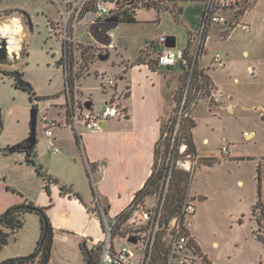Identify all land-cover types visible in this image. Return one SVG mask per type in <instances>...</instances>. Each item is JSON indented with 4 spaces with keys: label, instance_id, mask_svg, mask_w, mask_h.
<instances>
[{
    "label": "rangeland",
    "instance_id": "obj_1",
    "mask_svg": "<svg viewBox=\"0 0 264 264\" xmlns=\"http://www.w3.org/2000/svg\"><path fill=\"white\" fill-rule=\"evenodd\" d=\"M199 4L200 0H170L167 3L158 0L159 8L166 6L159 11L155 7L137 6L135 16L138 22L119 24L112 42L120 34L129 39L126 49H122L125 58L137 55L146 41L160 34L175 36L176 46L181 47L187 39L186 28H195ZM178 7L183 8L180 15L177 14ZM172 8L176 14L172 12ZM19 11L29 15L32 27L24 26L29 52L27 64L18 61L15 65L29 78L26 80L34 83L37 95L59 93L61 97L56 101H61L66 96L67 84L63 66L57 64L62 50L60 27L55 32L49 30L51 19L55 22L58 20V12L49 0H0V23L12 20ZM6 12L12 14L6 15ZM158 17L160 20L156 21ZM242 20L250 25L248 33L236 28L227 38H219L218 34L225 26L212 25L208 29L207 50L201 64L207 68L215 52L224 56L225 68L213 72L216 80L223 85V97L216 106L209 109L205 96L201 95L189 115L192 117L193 114L196 122L192 135L198 152L209 156L199 155L198 164L193 171L188 172L190 179L188 178L184 191L193 197L195 205L191 232L212 264H264V233L262 231V236L258 234L257 222V217L263 213L264 228V205L261 202V205L252 209L258 198L259 182L264 199V0L254 5ZM91 22L97 21L89 13L76 25L75 41L67 68L72 77L73 88L82 92L84 97H91L94 106L98 107L104 96L95 69L106 68L108 76L117 78L114 71L121 59L116 50H111L107 59L98 58L99 54L105 53L89 33ZM196 44V40L191 43L189 53L194 52ZM243 50H248L249 56L245 57ZM155 57L153 54L149 61H153ZM258 58L262 60L260 65L256 63ZM248 64L256 67L255 76L247 72ZM174 70L179 72L182 68L176 66ZM87 72L89 75H86ZM5 76L0 75V99L7 97L6 86L1 79L4 77L8 84ZM234 76L239 79L238 82H233ZM172 80L175 87V78ZM117 81L119 82L118 78ZM189 87L188 73L185 71L176 90L174 89L175 96L186 93L187 99L192 98ZM71 92L74 95L75 92ZM18 93L19 96L14 99L9 96L16 104L12 107L5 106L2 113L3 118L11 121V132L16 128V120H23L24 114L30 120L31 108L36 103L42 112L47 101L52 99L45 97L30 101L27 92L18 89ZM26 103L29 106L25 109ZM227 105L232 106L233 111H228ZM180 106L175 100L174 106L170 107L169 116L162 119L163 128H166L168 117L172 119V124L168 135L157 147V171L165 166L167 151L162 153V145L168 147ZM246 132H253V136L245 138ZM205 137L208 138L207 142L203 141ZM224 143L228 146L227 154L221 153ZM176 160V156L171 157L168 164H172L174 171H185L177 165ZM1 168L6 170L8 177H0V214L10 204L26 201L25 194H34L40 185L42 187V179L44 180L43 175L36 172L34 163L26 161L24 157L21 162L11 161L9 166ZM27 169H30V174ZM198 196H201L200 200L197 199ZM12 201L15 203H11ZM152 201L149 199L148 203ZM20 230L24 233L23 241L26 245L34 234L40 235L39 216L35 213L26 214L24 225L17 231ZM27 248L25 246V249L19 251L22 253L18 254L29 253L31 249ZM16 254L17 249L10 236L8 243L0 249V261L15 257ZM63 254L65 253L57 250L48 264H80L78 257Z\"/></svg>",
    "mask_w": 264,
    "mask_h": 264
},
{
    "label": "crops",
    "instance_id": "obj_2",
    "mask_svg": "<svg viewBox=\"0 0 264 264\" xmlns=\"http://www.w3.org/2000/svg\"><path fill=\"white\" fill-rule=\"evenodd\" d=\"M259 2H261V0ZM202 8L203 1H201L196 11L195 28H190V26L186 28L188 34L187 39L180 48H188L189 50L193 41L196 40L198 43L199 39L197 32ZM22 13L24 14L26 12L19 11L15 19H19L22 25V40L24 41V47L17 53L19 55L18 57L9 56L5 59H0V71H21L15 64L18 61H23V63L27 64L29 52L28 44L25 40L24 26L30 25V27H32V25L31 21L30 24L27 22ZM182 13L183 8L178 7L177 14L180 15ZM248 13L246 15H248ZM10 14L12 13L6 12V15ZM135 15L136 13L134 11V22H118L117 19L116 21L110 20L114 18L112 16H107L101 21L91 22L88 28L89 33L91 34L92 25L98 23L104 26V30H99L98 27L97 30L101 32L106 31L103 35H99L98 37L102 40H109L107 33L111 31L113 33L111 37L112 40L115 36L114 31L117 30L119 24H135L138 22ZM159 20L158 17L156 21ZM10 21L11 20L2 22L0 25L8 24ZM192 29H194V31H192ZM164 36L167 35H155L149 41H146L142 48H139V53L137 55L130 58H125V53L122 51V49H126L129 42L128 38L120 34L116 41L113 42L115 48L111 50H116L121 59V63L117 64L118 67L114 71L119 80L117 88L118 90L123 88L127 89L125 98L121 100V103L124 104L127 109V116L102 122L103 126L100 131L90 132L80 125V133H78L68 123L70 121V115L73 112V105L74 107L80 106L81 104L84 105V102L89 100L91 102V107L87 109H99L109 98V93H104L102 91L104 96L102 104L96 107L91 97H84L82 92L80 93L78 89L73 88L71 85L70 89L75 92L74 95L67 87L66 90L64 89L66 91V96L64 95V99L61 101H56L61 97L59 93L42 94L41 96L52 98L47 101L46 108L42 112H40L37 103L35 104L37 108L36 139L32 147L34 155H31V163L33 162L34 164L41 165L45 172L58 179L60 185L69 186L73 191L78 192L89 208L94 209L96 199L100 201L109 217L115 216L129 205L136 192L143 187L145 181L151 174L155 162V150L162 138L164 130L162 119L165 116H169L170 107H173L175 104L174 92L178 86L179 80L185 72V68L181 64L160 69H152L149 66L148 61L153 54L157 56V53L165 47L164 42L166 40L163 39ZM173 37L175 38L176 46V37ZM207 44L208 42L206 40L202 51V58L206 54ZM111 50H108V53H110ZM243 54L245 57L249 56L248 50H243ZM61 57L60 54L57 62L58 65H60L59 60ZM261 62L262 60L260 58L256 60L258 65H260ZM61 65L63 66L66 77L68 69L65 68L64 62H62ZM176 66H180L182 70L179 72L175 71L174 67ZM201 66L204 68V73L209 76L212 83L224 92L222 83L216 80L213 74L216 69L205 68L202 64ZM248 66L253 67L249 64L247 67ZM253 68L255 73L256 67L254 66ZM99 71L106 73L107 69L96 68L95 73L97 77ZM21 72L24 74L25 79H29L23 71ZM1 74L3 73H0V75ZM3 75H6L5 77H7L9 83L7 84L5 81L6 79L1 77L6 86L7 94H5V96L7 97L0 99V177L7 178L6 170L1 167L4 165L9 166L11 161L14 163L21 162L23 157L26 161H28V159L24 151L8 153L2 150L27 139L30 120H28L24 114L23 120L19 118L16 120V128L12 132L9 129V123L11 124V121L9 122L5 117L3 118V109L5 106H14L16 103L14 100H10L9 96H12V99H14L19 96V93L18 88H15L13 85V79L7 74ZM86 75H89V72H87ZM174 78L176 82L175 87L172 82ZM238 81L239 79L234 76L233 82ZM32 84L36 87L33 82ZM27 106H29V104L26 103L24 108L26 109ZM227 107L228 111H233L232 106L227 105ZM47 114L49 116H47ZM45 118L55 121V124L51 127L52 139H48L44 135L43 123ZM192 118L194 119L193 114ZM195 127L196 122L192 131ZM252 136L253 132H246L245 134V138H251ZM50 141L60 149L59 153H55L51 150ZM193 141L198 156H209V154L199 153L194 138ZM203 141L207 142L208 138L205 137ZM97 163H103V168H98ZM89 165H96V169L89 172ZM27 172L30 174V169H27ZM91 180L93 182L94 191L91 186ZM44 183L45 181L42 179V187L40 185L34 194L25 195L28 201L39 206L47 207L46 213L53 227L51 256L58 250V252L65 253L63 255L71 254L75 258L78 257L81 261L80 264H88L90 258L88 259L87 255L89 254L90 256L91 249L89 240L101 239L103 237V227L100 218L96 211H89L79 199L67 194H61L59 184H50L49 192H47ZM197 199L200 200L201 196H198ZM260 200L264 205L262 192ZM11 203L15 202L12 201ZM12 205L15 204H10V206ZM23 234V231L20 230L11 235L17 249V256L26 255L18 254L22 253L19 251L25 249V246L28 247V250L31 249L29 251L32 252L39 238V234H34L28 244L25 245ZM63 248H65V250ZM204 253L206 254L208 262L212 264L208 254L205 251Z\"/></svg>",
    "mask_w": 264,
    "mask_h": 264
},
{
    "label": "built area",
    "instance_id": "obj_3",
    "mask_svg": "<svg viewBox=\"0 0 264 264\" xmlns=\"http://www.w3.org/2000/svg\"><path fill=\"white\" fill-rule=\"evenodd\" d=\"M58 12V20L51 19L49 30L56 31L60 27L61 33V56L64 66L67 68V61L72 54V47L75 41L74 30L76 25L87 15L92 14L95 21H101L107 16H112L124 9V7L144 6L150 0H49ZM152 1V0H151ZM260 0H204L200 15V24L197 32L198 43L195 50L185 54V49L180 47H163L156 56L159 67H172L181 64L188 72V83L190 85L192 72L197 65L199 71H203L200 60L204 49L205 41L208 39V29L212 25L225 26L218 36L226 38L235 28H241L244 32L250 31V25L243 21V17ZM16 18V17H13ZM12 18V19H13ZM113 33L108 31L109 42L98 45L104 53L114 49L111 37ZM7 51L9 48L7 38ZM24 47V41H21L20 51ZM8 54L10 57H18L16 51ZM164 57L174 58L170 64H162ZM191 60V61H190ZM225 58L220 52H215L208 65V69H221L225 67ZM68 69V68H67ZM247 72L255 76L254 68L248 66ZM100 78V88L104 93H109V98L99 109H87L83 104L74 107L70 115L69 125L78 133L79 126L82 125L90 132H98L102 129L101 123L113 118H123L127 116V109L121 100L125 98L127 89L118 90L117 78L108 76L105 72L97 73ZM198 89H194L195 96L188 106H185L186 93L183 96L177 119L173 126V133L167 148L162 145V153L167 151V160L163 173L158 177L156 187L141 197L134 196L127 207L113 217H109L101 204H97L98 212L101 216L103 227V237L101 239H90V260L89 264H210L206 254L202 250L197 239L191 232V218L195 216V205L193 197L185 193L179 207L174 212H168L166 209V197L169 191L171 179L173 177L172 164H168L169 159L175 156L178 162H187L193 171L194 166L198 164L199 156L189 153L187 144L181 142L177 144V131L180 122L184 117L190 115L191 108L196 104L201 96L202 77L196 79ZM210 92L205 96L209 109L218 104L223 92L212 83ZM53 119H44L43 131L48 139H52ZM172 124L169 117L166 121V128L163 130L161 141L168 135V129ZM225 140V139H224ZM223 140V141H224ZM50 148L53 152L59 153L60 149L50 141ZM183 149V150H182ZM221 153H228L227 144L221 146ZM182 157V158H178ZM162 158V157H161ZM160 158V160H161ZM103 163H97L98 168H103ZM181 168V167H180ZM183 169V168H182ZM89 172L92 171L88 166ZM92 181V180H91ZM93 183V182H92ZM152 199L151 203L148 200ZM259 232L262 230L259 227ZM133 238V241L130 239Z\"/></svg>",
    "mask_w": 264,
    "mask_h": 264
},
{
    "label": "trees",
    "instance_id": "obj_4",
    "mask_svg": "<svg viewBox=\"0 0 264 264\" xmlns=\"http://www.w3.org/2000/svg\"><path fill=\"white\" fill-rule=\"evenodd\" d=\"M139 1L142 2L144 0H139ZM157 1L158 0H152V1L150 0L144 3L145 4L144 6L155 7L158 11L168 6L167 4L164 8H159V6H157ZM160 1H164L167 3V1H170V0H160ZM200 1H204V0H200ZM135 7H137V5L134 6V8ZM172 12L176 14L173 8H172ZM133 14H134L133 8L124 7L122 11L115 13L114 15H112V17L116 18L118 22H134L135 19H134ZM188 51H189L188 48L185 49V54L187 56L189 55ZM63 61L64 60L61 57V59L59 60L60 64H62ZM148 63L152 69L163 68V67L158 66L156 58L153 61H148ZM0 73L9 75L13 79V85L15 86V88H18L20 90L27 92L29 95L30 101L40 100L42 98H45V96H40L36 94V92L34 91L33 85L28 80L25 79L24 74L21 71L10 70V71H0ZM199 76L202 77V84L199 86L202 91L201 95L206 96L210 92L209 89H210V86L212 85V81L210 80L209 76L206 73H204V71H199L195 66L192 72V75H191V80H190V85H189L192 98L187 99L186 97L185 106H188L195 96L194 89L195 90L198 89L196 79ZM71 78L72 77L67 70L66 84L69 89L71 88ZM71 90L72 89H70V91ZM183 96H184L183 94L178 95V97L174 96L175 100H177L180 105H181ZM194 126H195V121L192 117L187 116L182 119V121L180 122V126L178 128V131H177V144H180L181 142H185L187 144L188 152L196 154V147H195V143L192 137V128ZM159 143H161V140ZM17 145H18V148L16 149V151H24L27 155L28 161L31 162L32 161L31 155H34L33 148L31 149L26 148V146L28 145L26 140L18 143ZM156 155H157V148L155 150V159H156ZM34 165L36 167L35 169L36 172L38 174L43 175V178L45 181V189L47 192H49L50 184H59L58 179L53 177L51 174L45 172L41 165L39 164H34ZM90 166L92 170L96 169V165H90ZM155 167L156 166L154 162L153 170L151 174L145 181L143 187L136 192L135 194L136 197H141L151 192L153 188L156 187L158 177L161 176V174L163 173L164 167L160 168L158 171L156 170ZM260 168L261 167L259 164L258 165L259 171H260ZM188 178L190 179L188 172H185V171H182V172L174 171L173 172V177L171 179L169 191L166 197V209L168 212H174L179 207V204L186 193L184 191V187L186 183L188 182ZM91 186L94 191V186H93L92 181H91ZM60 193L64 195L67 194L69 196H73L79 199L88 208L89 211H93V210L96 211L101 221V216L98 212V207L95 205L94 209L89 208L87 204H85V202L83 201V198L81 197V195L78 192L73 191L71 187L66 186V185H60ZM257 195H258V199L252 207L253 210H254V207L261 205L260 182L258 183ZM97 202H98L97 203L98 205L101 204L100 201L97 200ZM46 208L47 207L45 206L36 205L31 201H24L23 203L15 204V205L8 207L2 214H0V249L3 248L8 243L10 236L14 234L15 232H17V230L20 229L24 225L26 214L35 213L40 218V235H39V238L37 240V243L33 251L26 255L5 258L0 261V264H48L50 257H51V248H52V243H53V227L51 225L49 217L47 216ZM104 211L106 212L105 208H104ZM262 214L263 213H261V215L257 217V222H258L259 227L264 233ZM258 234L262 236L260 233Z\"/></svg>",
    "mask_w": 264,
    "mask_h": 264
},
{
    "label": "water",
    "instance_id": "obj_5",
    "mask_svg": "<svg viewBox=\"0 0 264 264\" xmlns=\"http://www.w3.org/2000/svg\"><path fill=\"white\" fill-rule=\"evenodd\" d=\"M22 15L26 18L27 22H29L30 24V19L29 16L27 15V13H22ZM110 20H114L116 21V18H111ZM109 21V19H108ZM98 23H94L92 25L91 28V34L94 37V39L102 44H107L109 42V40H105V39H100L98 36L99 35H103L106 31L101 32L99 30H97L98 27ZM163 39H165L166 41L164 42L165 47H174L175 46V38L173 36H164ZM9 57L8 51H7V43L6 40L4 38H0V59H5ZM109 57V53H105V54H99L98 58L99 59H107ZM84 106L86 108H90L91 107V102L89 100L84 102ZM31 114H30V128H29V135L26 139V142L28 143V145L26 146L27 149H31L35 143V139H36V115H37V108L35 106H33L31 108ZM101 126H103V123H101ZM18 148V145H13L10 147H7L5 149H3L2 151H6L8 153H12L14 151H16V149ZM1 151V150H0ZM130 241L134 242V239L131 238ZM87 258L89 259L90 256L89 254L87 255ZM89 264V262H88Z\"/></svg>",
    "mask_w": 264,
    "mask_h": 264
},
{
    "label": "clouds",
    "instance_id": "obj_6",
    "mask_svg": "<svg viewBox=\"0 0 264 264\" xmlns=\"http://www.w3.org/2000/svg\"><path fill=\"white\" fill-rule=\"evenodd\" d=\"M0 38H7L9 53L12 51H16L18 53L21 46V41L23 39L22 25L20 20L13 18L10 23L0 26ZM173 62L174 58L169 59L168 57H164L161 60L162 64H170ZM178 166L183 168L185 171L190 169V165L187 162H178Z\"/></svg>",
    "mask_w": 264,
    "mask_h": 264
},
{
    "label": "flooded vegetation",
    "instance_id": "obj_7",
    "mask_svg": "<svg viewBox=\"0 0 264 264\" xmlns=\"http://www.w3.org/2000/svg\"><path fill=\"white\" fill-rule=\"evenodd\" d=\"M98 29H99V30H100V29H101V30H104V26H103V25H99V26H98Z\"/></svg>",
    "mask_w": 264,
    "mask_h": 264
}]
</instances>
